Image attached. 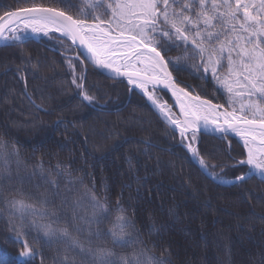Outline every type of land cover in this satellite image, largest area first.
<instances>
[{"label": "snow or ice", "instance_id": "snow-or-ice-1", "mask_svg": "<svg viewBox=\"0 0 264 264\" xmlns=\"http://www.w3.org/2000/svg\"><path fill=\"white\" fill-rule=\"evenodd\" d=\"M62 3L75 8V14L32 3L0 15V42L9 47L34 36L51 38L52 33H59L71 41L66 48L64 40L56 38L64 49L62 56L71 75L70 84L81 104L93 111H103L109 104L108 99L98 95V88L92 91L95 85L86 87L87 70L80 60L83 55L109 78L126 80L129 90L138 92L173 138L178 137L177 144L186 153L185 158L207 177L227 186L253 177L264 181V0H80L79 5L74 0H62ZM76 47L83 49V53L68 55ZM173 49L179 54L168 55ZM74 61H79L81 72H76ZM169 65L177 73L191 68L193 78L200 81H207L210 75L217 90L225 94L228 107L202 97L192 84L182 86L183 81L177 80ZM19 79L24 81V94L36 112L53 111L45 106L42 94L37 103L27 91V79L22 72ZM162 90L171 93L174 104L158 94ZM174 107H178V115ZM69 125L75 127L73 121L62 116L51 123L53 131L61 127L67 130ZM230 135L242 141L240 158L229 154L232 163H213L212 152L201 150L204 136L227 140ZM127 142L124 137L112 148ZM141 143L146 145L144 152L158 147L150 139ZM20 165L19 150L0 138V219H5L8 225L5 242L23 249L11 254L0 248V264H35L37 256L42 255L36 244L55 249L54 264H167L168 257L152 252L134 221L124 214L120 197L111 226L106 230L99 227L111 211L107 186L105 193L98 195L94 182L91 188L83 185L82 177H73L70 166L57 161V174L66 177L61 190L57 179L44 175L43 160L29 176L21 175ZM241 167L246 171L231 178L226 175V169ZM38 173L52 186L51 191L35 196L25 193L23 184ZM77 181L83 191L75 188ZM14 184L18 186L4 194ZM74 192L79 195H72ZM53 197L71 208L70 217L68 213L62 217L52 203ZM109 240L112 247L108 246ZM117 247L123 251L118 252Z\"/></svg>", "mask_w": 264, "mask_h": 264}, {"label": "trees", "instance_id": "trees-1", "mask_svg": "<svg viewBox=\"0 0 264 264\" xmlns=\"http://www.w3.org/2000/svg\"><path fill=\"white\" fill-rule=\"evenodd\" d=\"M74 2L80 4V0ZM32 3L57 7L69 14L76 11L67 8L62 0H0V15ZM57 37L64 40L66 48L71 46L70 41L56 33L51 38L39 36L9 47L0 45V138L19 150L21 175L29 176L43 160L44 175L57 179L63 190L66 177L58 175L55 168L60 161L70 166L73 177L83 178V185L91 188L94 182L98 195L104 194L107 186L111 211L99 227L106 230L111 226L120 197L124 214L134 221L152 252L168 257L167 264H264V181L253 177L227 186L207 177L185 158L186 153L177 144L178 137L173 138L138 92H131L125 80H113L101 73L82 55L80 60L87 70L86 87L95 85L92 91L98 88V95L108 99L109 104L103 111H93L81 104L70 84L71 75L62 56L64 49L57 43ZM76 54H80L77 48L68 53ZM178 54L176 49L168 53ZM74 63L76 72H81L79 61ZM18 68L27 79V91L37 103L42 94L45 106L53 111L36 112L24 94L25 84L19 79ZM169 68L178 81H183L182 86L192 84L202 97L228 107L225 94L217 90L210 75L207 81H200L193 78L191 68L180 73L171 65ZM159 94L171 104L168 93ZM58 116L73 121L75 127L69 125L67 130L61 127L53 131L51 123ZM124 137L128 142L113 149L112 145ZM143 139H150L158 147L144 152ZM201 150L212 152L213 163H232L229 154L239 159L243 145L231 135L227 140L204 136ZM12 168L15 171L14 162ZM225 171L231 178L246 169ZM16 186H8L4 194ZM22 187L33 196L52 189L39 173ZM75 188L83 191L79 181ZM52 203L62 217L64 213L70 217L68 205H61L57 197L52 198ZM8 235L6 220L0 219V248L11 254L22 251L21 246L5 242ZM35 246L42 254L35 264H41V258L43 264H54L55 249ZM108 246L112 247L110 240ZM116 250L123 251L118 247Z\"/></svg>", "mask_w": 264, "mask_h": 264}, {"label": "water", "instance_id": "water-1", "mask_svg": "<svg viewBox=\"0 0 264 264\" xmlns=\"http://www.w3.org/2000/svg\"><path fill=\"white\" fill-rule=\"evenodd\" d=\"M16 10V9H15ZM10 11H13V10H10ZM6 12H8V11H6ZM6 12H4V13H6ZM4 13H2L1 15H3ZM56 34H58V35H60L59 33H56ZM71 42V41H70ZM2 44V42H0V45ZM78 48V47H77ZM78 50H79V52L80 53H83V49H81V48H78ZM82 57L84 58V56L82 55ZM85 59V58H84ZM86 60V59H85ZM91 66H93L88 60H86ZM100 71V70H99ZM101 72V71H100ZM102 73V72H101ZM104 74V73H103ZM106 75V74H105ZM107 76V75H106ZM126 81V80H125ZM162 91H164V92H166V93H168V95H169V97H170V99H171V101H172V104H174V98L173 97H171V93L169 92V91H167V90H162ZM213 103H215V102H213ZM216 104H218V103H216ZM174 109H175V111H176V113H177V115L179 114V110H178V107H174ZM232 136H235V135H232ZM236 137V136H235Z\"/></svg>", "mask_w": 264, "mask_h": 264}, {"label": "rangeland", "instance_id": "rangeland-1", "mask_svg": "<svg viewBox=\"0 0 264 264\" xmlns=\"http://www.w3.org/2000/svg\"><path fill=\"white\" fill-rule=\"evenodd\" d=\"M39 37V36H38ZM159 94V93H158ZM160 95V94H159ZM161 96V95H160ZM240 140V138H238ZM240 142L242 143V141L240 140Z\"/></svg>", "mask_w": 264, "mask_h": 264}, {"label": "bare ground", "instance_id": "bare-ground-1", "mask_svg": "<svg viewBox=\"0 0 264 264\" xmlns=\"http://www.w3.org/2000/svg\"><path fill=\"white\" fill-rule=\"evenodd\" d=\"M239 138V137H238Z\"/></svg>", "mask_w": 264, "mask_h": 264}]
</instances>
